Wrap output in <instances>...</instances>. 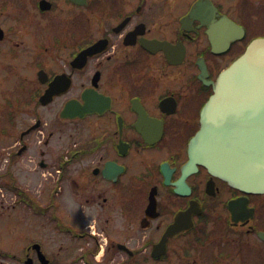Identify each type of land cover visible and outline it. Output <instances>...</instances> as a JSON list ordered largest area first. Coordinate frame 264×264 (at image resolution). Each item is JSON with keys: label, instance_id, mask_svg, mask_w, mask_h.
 <instances>
[{"label": "flooded vegetation", "instance_id": "flooded-vegetation-1", "mask_svg": "<svg viewBox=\"0 0 264 264\" xmlns=\"http://www.w3.org/2000/svg\"><path fill=\"white\" fill-rule=\"evenodd\" d=\"M260 40L264 0H0V264H264V193L190 155Z\"/></svg>", "mask_w": 264, "mask_h": 264}, {"label": "water", "instance_id": "water-1", "mask_svg": "<svg viewBox=\"0 0 264 264\" xmlns=\"http://www.w3.org/2000/svg\"><path fill=\"white\" fill-rule=\"evenodd\" d=\"M190 155L232 186L264 193V40L219 75Z\"/></svg>", "mask_w": 264, "mask_h": 264}, {"label": "rangeland", "instance_id": "rangeland-1", "mask_svg": "<svg viewBox=\"0 0 264 264\" xmlns=\"http://www.w3.org/2000/svg\"><path fill=\"white\" fill-rule=\"evenodd\" d=\"M23 89L15 87L13 84L0 85V168H5L8 165L9 152L8 136L9 130L14 121L13 115L21 112V106L24 97L26 96ZM25 115L18 116V120L22 121ZM25 121L23 120V123ZM22 123V122H20ZM6 189L0 186V194L6 193Z\"/></svg>", "mask_w": 264, "mask_h": 264}]
</instances>
